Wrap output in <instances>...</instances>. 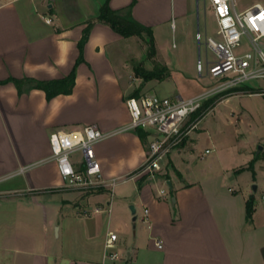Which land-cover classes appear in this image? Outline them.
<instances>
[{
  "label": "crops",
  "instance_id": "0c3cea01",
  "mask_svg": "<svg viewBox=\"0 0 264 264\" xmlns=\"http://www.w3.org/2000/svg\"><path fill=\"white\" fill-rule=\"evenodd\" d=\"M91 2L0 0V264H264V194L257 202L251 189L234 184L229 169H209L214 160L198 167L186 152L190 135L162 171L133 179L150 141L144 143L136 131L112 135L95 146L102 174L128 180L113 193L63 187L51 160L52 133L88 125L110 133L130 122L124 61L116 70L108 53L125 38L96 21L106 0ZM109 5L130 8L133 19L153 32L168 26L177 31L178 20L193 9L192 0H109ZM90 22L71 94L48 100L36 84L72 73ZM174 96L182 95L166 97ZM110 232L118 235L121 261L108 257Z\"/></svg>",
  "mask_w": 264,
  "mask_h": 264
},
{
  "label": "built area",
  "instance_id": "2783aa9c",
  "mask_svg": "<svg viewBox=\"0 0 264 264\" xmlns=\"http://www.w3.org/2000/svg\"><path fill=\"white\" fill-rule=\"evenodd\" d=\"M204 1L214 11L217 31L215 37L204 36L200 31L196 34L198 43L214 54L212 59L207 55L199 56L198 73L224 80L227 87L237 89L245 88L247 83L254 80L264 81V2L254 3L240 11L236 0ZM47 22L50 23L51 19H47ZM225 87H209L187 98L157 94L127 97L130 122L118 131L106 133L97 125H88L69 132L52 133L51 160L56 164L63 187L83 192L110 189L113 193L118 183L128 179H105L95 146L112 135L137 129L149 132L150 143L145 161L131 178L162 171L167 157L197 127L199 119L187 125L192 115ZM252 94L264 96V89L250 92ZM209 152L206 150V153ZM161 194H164L163 190ZM145 213L148 214V210ZM117 240L118 235L110 232L106 241L108 257L113 262L124 259V254L118 250ZM156 246L163 247L159 241H156Z\"/></svg>",
  "mask_w": 264,
  "mask_h": 264
},
{
  "label": "rangeland",
  "instance_id": "374dc122",
  "mask_svg": "<svg viewBox=\"0 0 264 264\" xmlns=\"http://www.w3.org/2000/svg\"><path fill=\"white\" fill-rule=\"evenodd\" d=\"M257 2L264 0H236V6L241 11ZM91 4L95 5L96 0H92ZM192 4L190 15L178 20L177 31L168 26L153 32L154 44L144 34L143 37H124V40L108 48L116 70H121L120 62L124 61L129 84L127 95L140 87L141 94H180L187 98L209 87L222 85L223 88L228 85L224 80L215 79L211 75L201 77L197 71L199 56L207 55L212 59L214 54L205 45L198 43L196 34L200 31L204 36L207 34L215 37L217 23L213 9L204 0H192ZM136 65L157 71L166 67L169 76L164 81L145 82L136 77ZM261 89H264V81L254 80L243 89L226 86L220 90L212 97L214 106L225 98L234 97L218 104L216 109H212L213 106L210 113L199 119L197 128L190 133L186 147L194 163L200 164L198 167L214 160L210 162L209 169H229L230 178H235L234 184L243 190L251 189L256 194L257 202H262L264 194V96L250 95V92L255 93ZM195 120L191 118L187 125ZM207 149L210 153H206ZM254 186H259L258 191L254 190ZM134 224L131 222L133 232ZM49 230L51 236L56 235V228L50 227ZM35 234H43L41 227L35 226Z\"/></svg>",
  "mask_w": 264,
  "mask_h": 264
},
{
  "label": "trees",
  "instance_id": "16d2710c",
  "mask_svg": "<svg viewBox=\"0 0 264 264\" xmlns=\"http://www.w3.org/2000/svg\"><path fill=\"white\" fill-rule=\"evenodd\" d=\"M96 21L111 27L115 32L126 38L132 36L143 37L144 34H147L154 44L152 29L149 27H145L135 21L131 15L130 8L124 9L122 11L113 10L109 5V0H106L104 5L101 7L100 13L96 18ZM93 24L94 22L88 23L87 27L84 29L82 39L79 42L80 56L72 73L64 79L39 82L36 84L38 88L46 92L48 100H51L53 97L59 94H71L73 87L75 86L77 65L84 61V48L85 44L89 39ZM134 72L136 74V77L143 79L145 82L151 80L163 81L169 76L166 67H163L162 69L157 71L156 69L148 70L141 65H136L134 67ZM15 82L17 85H19V81ZM141 90L142 89L140 87L134 89L127 97H139L141 95ZM213 106L214 99L210 98L209 100L204 102L201 109H199L196 113L192 115V119H201ZM135 131L138 133L139 137L144 143H146L148 138H150L149 132L145 131L144 129H137ZM253 211L254 198L251 197L247 201V216L249 218L252 217Z\"/></svg>",
  "mask_w": 264,
  "mask_h": 264
},
{
  "label": "water",
  "instance_id": "95a60500",
  "mask_svg": "<svg viewBox=\"0 0 264 264\" xmlns=\"http://www.w3.org/2000/svg\"><path fill=\"white\" fill-rule=\"evenodd\" d=\"M260 149H261V148H260ZM169 184H170V183H169ZM170 185H171V184H170ZM254 190H257V186H254ZM130 209H131V211H132L133 214L136 213V209H135L134 206H131ZM134 220H136V218H134Z\"/></svg>",
  "mask_w": 264,
  "mask_h": 264
}]
</instances>
